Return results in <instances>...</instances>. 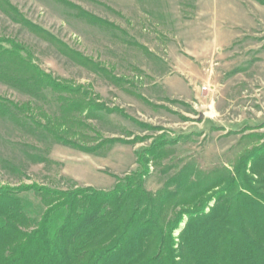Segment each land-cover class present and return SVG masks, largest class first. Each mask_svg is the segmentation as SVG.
Wrapping results in <instances>:
<instances>
[{"label": "rangeland", "instance_id": "1", "mask_svg": "<svg viewBox=\"0 0 264 264\" xmlns=\"http://www.w3.org/2000/svg\"><path fill=\"white\" fill-rule=\"evenodd\" d=\"M8 1L108 69L100 73L74 62L0 7L6 45H25L42 69L85 85L107 108L120 110H96L85 120L95 129L81 130L86 140L92 145L108 138L122 141L88 153L0 115L1 185L109 190L117 178L142 169L138 151L162 135L178 138L166 145L163 158L150 162L145 186L155 192L185 160L193 158L205 168L229 165L245 146L257 143L248 134H264V4L258 0ZM72 4L114 26L89 21ZM0 95L59 111L50 91L40 101L0 80ZM21 195L39 217L34 192Z\"/></svg>", "mask_w": 264, "mask_h": 264}, {"label": "trees", "instance_id": "2", "mask_svg": "<svg viewBox=\"0 0 264 264\" xmlns=\"http://www.w3.org/2000/svg\"><path fill=\"white\" fill-rule=\"evenodd\" d=\"M72 5L89 21L111 25ZM0 7L69 59L109 73L25 18L8 0H0ZM9 43L0 37V80L40 101L52 92L59 111L0 95L1 116L88 153L98 154L122 141L108 138L90 144L81 130L95 128L85 120L99 109L120 110L107 108L85 85L42 69L25 45ZM246 137L257 143L245 146L231 164L205 168L189 158L155 192L145 186L150 162L163 158L166 145L178 138L162 135L138 151L142 169L117 178L109 190L78 184L66 189L37 182L0 184V264H264V134ZM30 191L40 201L39 217L31 214L32 202L21 195Z\"/></svg>", "mask_w": 264, "mask_h": 264}]
</instances>
